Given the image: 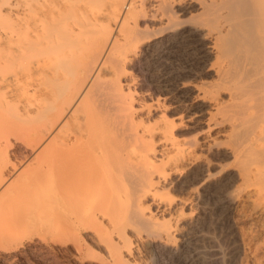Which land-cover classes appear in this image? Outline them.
Returning a JSON list of instances; mask_svg holds the SVG:
<instances>
[{
  "label": "bare ground",
  "instance_id": "6f19581e",
  "mask_svg": "<svg viewBox=\"0 0 264 264\" xmlns=\"http://www.w3.org/2000/svg\"><path fill=\"white\" fill-rule=\"evenodd\" d=\"M246 191L264 210V0H0V248L45 220L91 264H197Z\"/></svg>",
  "mask_w": 264,
  "mask_h": 264
},
{
  "label": "rangeland",
  "instance_id": "374dc122",
  "mask_svg": "<svg viewBox=\"0 0 264 264\" xmlns=\"http://www.w3.org/2000/svg\"><path fill=\"white\" fill-rule=\"evenodd\" d=\"M151 70L154 76L160 72L155 63L147 62L131 74L138 76L137 79L145 75L147 83V74ZM20 158V154L11 156L13 161H20ZM250 194L249 191L243 194L230 222L223 220L218 211L211 210L198 230V234L205 237L192 244L190 255L197 264H264V210L258 208L259 201H254ZM0 208H4L3 204ZM49 223L45 220L37 222L14 233L9 242L2 243L0 264H91L77 251L75 243L61 244L60 236L55 238L57 233L54 234ZM2 229L0 225V231ZM28 235H33V242Z\"/></svg>",
  "mask_w": 264,
  "mask_h": 264
}]
</instances>
